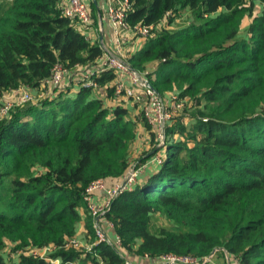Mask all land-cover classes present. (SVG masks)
<instances>
[{
    "label": "trees",
    "instance_id": "16d2710c",
    "mask_svg": "<svg viewBox=\"0 0 264 264\" xmlns=\"http://www.w3.org/2000/svg\"><path fill=\"white\" fill-rule=\"evenodd\" d=\"M130 1V25L153 29L129 64L162 97L179 90L191 122L171 119L163 162L144 170L157 152L138 158L137 183L113 200L119 250H88L67 247L82 223L96 242L86 189L122 178L138 125L152 127L127 99L108 104L116 74L95 68L104 48L89 35L94 21L66 16L62 0H0V100L20 89L34 96L0 119V264H212V254L220 264L225 253L231 264H264V0ZM57 65L69 85L51 94ZM88 70L104 96L84 86Z\"/></svg>",
    "mask_w": 264,
    "mask_h": 264
},
{
    "label": "built area",
    "instance_id": "2783aa9c",
    "mask_svg": "<svg viewBox=\"0 0 264 264\" xmlns=\"http://www.w3.org/2000/svg\"><path fill=\"white\" fill-rule=\"evenodd\" d=\"M105 5L107 19L113 32L114 45L111 51L102 45L104 48V55L99 59L95 68H98L99 72L104 70H113L115 72V101L127 99L138 103L140 105V110L143 111L144 117L149 124L156 126V129L162 133L161 137L159 133L158 141V147H161L165 143V126L168 122L166 118L168 117V119L171 120V109H184L186 100L180 98L175 90L168 93V98L165 97L166 95L164 97L159 96L143 82V79L148 80L147 73L132 71L126 63L128 62V53L138 49L137 46L131 47V49L128 48V41L133 39L129 37L128 34L132 33V37L138 35L139 37H136V40L142 38L146 39L151 35L153 29L152 25H144L142 23H138L134 26L130 25L127 19L128 12L132 8L130 0H105ZM63 12L70 18H78L83 25H92L90 8L86 0H68V3L63 6ZM92 74H94V70H88L85 73L84 86L98 90L99 85L93 80ZM67 76V69L60 65L54 68L51 78L46 80V85L53 90L51 94H58L62 91L60 90L63 85L62 82ZM58 90L59 92H57ZM43 95L44 93L41 96ZM32 100H34V96L30 91L20 89L12 92L0 100V119L7 116L14 107L23 106ZM151 160L155 164H161L163 162V156L161 154L156 155ZM139 172L140 169L137 164H130L126 173L118 181L109 183L105 179H99L89 185L86 189L84 199L87 213L93 220L96 242L85 246L81 241L77 240L76 237L70 240L67 247L73 246L78 249L86 248L89 250L92 249L93 245L96 243L106 242L119 250L121 247V239L117 235L111 236L107 233V228L114 229V225L108 219L107 213L111 208L113 200L123 191L132 189L137 183ZM32 252L41 256H46L49 249H34ZM211 257L206 259L207 262ZM50 260L52 263L56 261V263L62 264L58 259ZM193 262H195V260L189 258L170 256L163 264H186Z\"/></svg>",
    "mask_w": 264,
    "mask_h": 264
},
{
    "label": "rangeland",
    "instance_id": "374dc122",
    "mask_svg": "<svg viewBox=\"0 0 264 264\" xmlns=\"http://www.w3.org/2000/svg\"><path fill=\"white\" fill-rule=\"evenodd\" d=\"M86 1H87L88 5H89V8H90V14H91L92 21H94V23L96 24V19L94 18V20H93L94 10H93V6H92V2L89 1V0H86ZM104 2H105V0H104ZM99 6H101V5H99ZM99 6L96 7L97 8L96 12H98L97 14H99V17H103V14L101 13V9L102 8L99 7ZM105 15L107 17V14H106V5H105V10H104V16ZM186 19H187V15H184L182 18H179V20L178 19L176 20V22H175L176 24L175 25L176 26L184 25V22L186 21ZM98 21L99 20L97 19V23H98ZM249 21L250 20H248V18H245L244 24L242 26L244 29L242 30V32H244L246 30L245 27L247 26V24H248ZM131 34H128V36L131 37V38L139 37L138 35H135V37H132L133 35H131ZM142 40H145V39L142 38ZM132 43H135V42H132ZM132 43L129 44V45H127L129 49H131V47H134L135 46V44H132ZM139 47H142V46L141 45L137 46V48H139ZM149 68H150V65H149ZM68 74H69V71H68ZM76 78L77 79H75L76 81L74 80V82H78L79 81V77H76ZM67 79H68L67 77L63 79V82H62L63 85H62V87H61L60 90H62V91L65 90L67 88V86L69 85L66 82ZM94 91L98 92L99 95L103 94V92L100 91V90L97 91V90L94 89ZM172 91H174V90H172ZM169 92H171V91L166 92V94L169 93ZM175 92L178 93L179 90L177 91V89H176ZM103 96H104V94H103ZM113 101L115 102V100H113ZM129 101H131V100H129ZM131 102H132V105H133V108H132L131 113H133V115H134V113L137 111V109L140 110V107H139L140 105L138 103L133 102V101H131ZM185 104L187 106V104H188L187 103V100H186V103ZM171 112H172V114H171L172 118L171 119H173V118H181V120L183 122H185L186 124L190 125L191 120H190V117L187 115L188 113L185 111V109H181V108L179 110H177V109H171ZM166 119H167L168 122L170 121V119H168V117ZM139 125L142 126V128H141V134H140V140L141 141L140 142L137 141L135 144L132 145L133 147L131 148V158H132L131 164H137V159L138 158H140L141 156H145L146 154H150V155L155 154V152H157V148H160V147H158L159 144L156 143V146L157 147L154 145L155 144V138H152V132L151 131L153 130L154 132H156V138L159 139V133H160V131L158 129H156V126L151 125V127H152V130H151V129L147 128L144 124H139ZM139 125H138L137 129L139 128ZM161 134L162 133H160V137H161ZM165 134H166V131H165ZM154 146L156 148H153ZM160 154H161V152H157L155 154V156L156 155H160ZM158 165H160V164H158ZM160 220H161L162 223H167V224L170 223L168 220L163 219V218L160 219ZM112 231H113L112 229L107 228V233H109V234L112 235V233H113ZM87 234L86 233H83V237L80 236V238H79V236H77V240L81 241L85 246H87V244L93 243V242H91L90 237L87 236ZM212 258L213 257H211L209 259V261L212 264H215V262L213 261ZM49 260H50V258H49ZM230 262H231V260H230L229 255L227 253H225V257H222L221 258L220 264H231ZM50 264H58V263H56V261H53V263H52V261L50 260Z\"/></svg>",
    "mask_w": 264,
    "mask_h": 264
},
{
    "label": "crops",
    "instance_id": "0c3cea01",
    "mask_svg": "<svg viewBox=\"0 0 264 264\" xmlns=\"http://www.w3.org/2000/svg\"><path fill=\"white\" fill-rule=\"evenodd\" d=\"M89 1L95 3L96 7L99 6V5H101L99 7H101L102 10H103V17H99V14H98V17H99L98 20L99 21H98V23L96 21V24L94 25V27L89 28V30H90L89 35L94 40L95 39L99 40L101 45H104L105 47H107V49H109L111 51L113 49V45H114V42H113V32H112L111 25H110V23H109L106 15L104 16L105 2H104V0H89ZM62 2L64 4H67L68 3V0H62ZM145 41H146V39L145 40H142V39L136 40V38H133L130 41H128L127 45L131 44L132 42H135V43H132V44H135V46H139V45L143 46V44L145 43ZM155 66H156V63H151L150 64V68H149V66H148V68H149V70H153L155 68ZM76 90L77 89H74L73 90V88H72V93H74V91H76ZM165 97L168 98V93L166 94ZM125 101H126V103H123V104H125V106H130V108L132 109L133 108L132 102L129 101V100H125ZM108 104L109 105H115V102L113 100H108ZM139 111L140 110L137 109V111L134 114H136ZM141 128H142V126L139 125V128H138V137H137L136 141L134 142V144L137 141L138 142L141 141L140 140ZM151 159L152 158H150L148 161H146L145 164L143 165L144 170H147L150 166L151 167H154V168L158 167V165H156L155 163H153ZM83 233H86L87 234V231H86V228L84 226V223H82V225L80 226V228L78 230V233H77V236H79V238H80V236L83 237ZM87 236H88V234H87Z\"/></svg>",
    "mask_w": 264,
    "mask_h": 264
},
{
    "label": "water",
    "instance_id": "95a60500",
    "mask_svg": "<svg viewBox=\"0 0 264 264\" xmlns=\"http://www.w3.org/2000/svg\"><path fill=\"white\" fill-rule=\"evenodd\" d=\"M127 63V65L130 67V69L132 70V71H135V72H137V70H135L128 62H126ZM138 73V72H137ZM143 82H145V84L149 87V88H151V89H153L159 96H161L160 95V93H159V91L147 80V79H143ZM213 255V254H212ZM206 262H207V260H206Z\"/></svg>",
    "mask_w": 264,
    "mask_h": 264
}]
</instances>
